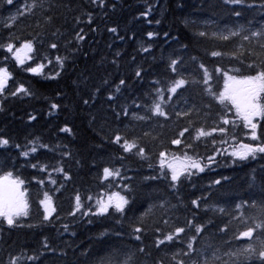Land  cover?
I'll list each match as a JSON object with an SVG mask.
<instances>
[{
    "label": "trees",
    "instance_id": "16d2710c",
    "mask_svg": "<svg viewBox=\"0 0 264 264\" xmlns=\"http://www.w3.org/2000/svg\"><path fill=\"white\" fill-rule=\"evenodd\" d=\"M32 2L14 0L8 5L6 0H0V44L14 42L19 47L22 41L33 40L36 51L32 55L37 57L22 67L10 53L0 49V66L7 67L12 74L4 95L0 96L3 108L0 110V138L9 140L8 146L0 147V177L11 172L12 178L24 180L23 188L27 190L30 204L29 217L21 221L24 226L10 228L0 223V264H9L17 256L24 257L20 264H124L129 252L135 253L134 264H157L161 259L165 264H176L170 257L181 249L187 251V240L195 233L186 229L177 241L160 248L155 247V241L163 233L184 226L186 220L206 226L205 231L197 235L198 253L194 255L202 252L204 259H212L215 253L231 264L226 252L256 240L255 236L253 240L234 239L236 231L243 230L245 225L233 217H238L241 211L246 216L258 215V209L264 206V154L238 160L230 155L229 145L219 141L235 136L237 139L232 143L257 142L249 139L248 130L235 117V109L228 111L207 94L208 86L203 84L189 85L178 91L177 96L184 92L187 104H177L176 97H172L173 102L165 105L172 113L170 119L153 116L147 122L138 121L132 119L131 113H148L147 107L136 108L133 102L145 106L152 103L154 88L163 87V82L174 75L167 70L172 58L181 57L185 61V68L189 70L184 75L190 80L201 78L198 63L210 70L217 66L241 67L227 57L211 56L212 51L233 53L240 50L242 43L241 59L245 63L257 59L252 53H261L264 49L256 38L249 42L241 37L228 41L217 37L239 30L241 26L246 32L264 28V0H247L246 5L227 4L225 0H35L36 8L19 16L18 10ZM149 9L147 17L142 15ZM237 11L240 16L235 15ZM10 18H16L15 22ZM4 22L12 26L5 27ZM112 28L117 31L111 32ZM81 29L84 39L79 41L76 34ZM150 32L157 35L149 38ZM200 32L206 35L202 37ZM164 33H168V37ZM52 43H56L57 48H51ZM145 47L149 48L148 52L143 51ZM56 56L66 61L55 79L26 71L29 66H35L38 59L47 64L44 59L47 58L53 63L45 67L44 73L54 75ZM190 57H196L197 61H191ZM138 69H143L142 78L135 76ZM247 71L242 69L245 74ZM121 79L126 86L116 93ZM155 80L162 83L154 85ZM20 84L32 95H11ZM211 86L214 91L222 92L223 80L215 77ZM109 96L115 98L109 100ZM84 100L89 103H83ZM54 103L59 108L52 109ZM193 104L195 109L189 116L177 117L172 112L173 107L186 110ZM122 109H127L130 115L124 116ZM222 116L236 120V126L222 125ZM259 124L264 140V120ZM201 126L206 130L226 127L228 132L223 135L217 132L194 142L195 153L200 157L215 155V163L189 180L182 179L180 186L174 189L170 179L160 175L167 170L160 169L158 153L180 154L194 135L193 129ZM64 127L70 128L71 133L60 131ZM185 127L189 132L185 133L181 145L171 144ZM115 134L138 139L149 159L124 152L120 145L112 142ZM33 140L37 145L50 147L40 148L26 158L21 153ZM212 140L218 143L213 145ZM214 149H228L229 154L216 155ZM65 152L71 155H63ZM32 163L48 164L49 171L62 166L71 179L65 180L62 173L51 171L57 185H64L54 191V186L48 182V173L30 167ZM105 167L120 169L122 177L127 179L103 180ZM39 179H45V185L37 183ZM217 180L219 184L215 183ZM124 185L129 187L125 189ZM43 191L53 195L57 208L51 223L41 222L43 209L39 200ZM112 191H121L129 198L122 217L118 214L69 215L74 210L77 193L86 207L94 209L95 198ZM87 196L94 199L87 201L84 199ZM193 200L200 202L199 209L192 204ZM238 205L243 207L238 208ZM209 207L223 208L225 213L206 211ZM142 217L143 224H140ZM230 220L229 230L220 232ZM254 222L257 221L248 220V224ZM65 224L67 230L63 227ZM137 226L145 228L141 240L135 239L133 229ZM156 228L162 231L156 232ZM141 247L144 252L137 251ZM29 256L38 258L29 260ZM181 258L189 259L178 257ZM215 264H221V260H216ZM245 264H264V261L253 256Z\"/></svg>",
    "mask_w": 264,
    "mask_h": 264
},
{
    "label": "snow or ice",
    "instance_id": "6c2138e0",
    "mask_svg": "<svg viewBox=\"0 0 264 264\" xmlns=\"http://www.w3.org/2000/svg\"><path fill=\"white\" fill-rule=\"evenodd\" d=\"M14 0H6L8 5H12ZM103 2V0H101ZM225 3L232 5H246L247 0H225ZM35 0L31 4L25 3L22 10H18V15L23 16L25 13H31L33 9L36 8ZM151 9L143 13L145 17L150 14ZM236 16H240L239 11L235 12ZM15 22L16 18H10ZM51 20V17L48 18ZM89 22H91V17H89ZM159 23V21H157ZM5 27H11L12 25L4 22ZM111 32L115 33L117 30L115 28L110 29ZM83 29L76 34V39L82 41L84 36L81 35ZM242 33H245L242 35ZM55 35V33H54ZM157 35L155 33H148L149 38ZM200 36H205V32H200ZM216 35V34H214ZM165 37H168V33H164ZM232 37H241L243 41L251 42L253 38H256L257 42L260 44V48L264 49V28L260 30H251L246 32L244 27L241 26L239 30L229 31L228 34H219L217 38L228 41ZM18 39V38H17ZM51 48H57L56 43L50 45ZM186 47V46H185ZM0 49L6 50V52L11 54L13 58L20 66H24L26 63L37 59L32 53L36 51L35 42L33 40L22 41L17 47L14 42H8L6 44H0ZM244 44H240V50L233 53H225L221 51H212L211 56L217 58L227 57L230 60L237 61L241 67H232V68H222L215 67L209 69L203 63H198V69L202 70V75L199 80L197 79H188L184 72L189 69L185 68V61L181 57L172 58L168 63V71L174 74L170 80L163 82V87H155L154 93L155 96L150 105H140L133 102L134 107L141 108L147 107L148 113L145 115H140L138 113L132 112L131 117L134 120L138 121H149L153 116L163 117L164 119H170L171 114L165 109V105L172 103V97H176L175 103H185L188 101L184 99V92H180L179 96L177 93L180 89H187L189 85L203 84L208 87L205 88V91L208 95L216 99L221 105H224L228 111H231L232 108L235 109V117L242 123L243 127L248 130L247 135L251 141L257 143H244L237 142L232 143L237 138L235 136L230 139H221L219 143L228 144L232 149L230 155L235 157L238 160H248L250 157L255 158L259 154H264V140H262V134L259 132L260 124L259 121L264 120V52L256 53L253 52L252 55H255L257 59L251 60L250 62L245 63L241 57L243 56ZM143 51L148 52L149 48L145 47ZM8 59V57H5ZM47 61L41 62L39 59L35 66H29L26 68V71L34 74L45 76V78L55 79L63 71L66 58L60 56L55 57V63L57 65V70L54 75L49 73L45 74L44 69L47 65L53 63V60L44 58ZM191 61L196 62V57H190ZM242 69H247V74L242 72ZM143 69H138L135 72L137 78H142ZM215 77H218L223 80V91H214L211 82ZM12 79V74L8 71L7 67L0 66V96L4 95L5 89L8 86V81ZM154 85H160L161 80L153 81ZM126 86L125 80L121 79L119 84L115 88V92L119 93L121 87ZM23 93L24 95H32L28 88L24 87L23 84H20L14 91L11 92V95H18ZM114 96H109V100L114 99ZM83 103L88 104L89 100H84ZM231 106L229 108L228 106ZM52 109L59 108L58 104H52ZM195 109V105H189V108L186 110H177L173 107L172 112L177 117L189 116L192 114V110ZM0 110H3L2 104H0ZM122 114L124 116H129L130 113L127 109H122ZM119 116L120 113H117ZM35 119V116L31 117ZM222 125H233L236 126V120H230L227 116L220 117ZM60 131L71 133V129L68 127L62 128ZM189 132V128L185 127L182 131L178 133L176 139L171 140L173 145H181L182 138L185 136V133ZM194 135L190 137V142H186L184 145V150L180 154L169 153L168 151H160L158 153V163L161 170L166 169L167 171H161L160 175L165 179H170L171 187L177 189L182 179L189 180L192 176L202 173L205 171L206 167H209L211 164L215 163V155L200 157L194 151V142L201 141L202 138H207L213 136L215 133L219 132L220 134H225L228 132L226 127H213L210 130H206L203 126L193 129ZM149 135V133H145ZM120 145L124 152L132 153L136 156H139L141 159H149V154L145 151V147L139 143L138 139H128L121 136L120 134H115L112 141ZM213 145L217 144L216 140H212ZM9 145V140L5 138H0V147H5ZM15 147L20 148V145H15ZM49 145L39 144L37 145L36 141H30L27 150L22 151L24 157H29L32 154L36 153L40 148H49ZM66 147V146H65ZM189 150H192L191 153ZM216 155L229 154L228 149L215 150ZM63 155L70 156L71 153L65 152ZM30 167L38 169L40 172L48 173V182L54 186V191H59L60 188L64 187L63 184L57 185V180L52 177L51 171H54L58 174H63L64 179H71V176L65 171V168L55 167L49 171L48 164L41 163H32ZM149 167H152L150 164ZM102 178L105 181L117 180V179H127V177H122L120 169H114L110 167H105L103 169ZM150 179H157V177H150ZM24 180L19 179L18 177L13 179L12 173L8 172L7 175L0 177V223H6L8 227H22L24 226L21 221L24 218L29 217L30 215V204L27 199V190L23 188ZM40 185H45V179H39L37 181ZM216 184H219L220 181H215ZM129 186L124 185V188L127 189ZM87 201H92L94 198L92 196H87L84 198ZM74 210L69 212L70 216L75 217L77 213L81 214V217L87 215L95 216H109L110 214H118V216H123L127 206L130 201L127 195L122 194L121 191H112L105 193L104 196L95 198L94 204L95 208L85 206L84 201L79 193L74 197ZM192 204L195 205L197 209L201 207V204L198 200H193ZM39 206L42 207L43 211L41 213L42 223H51L53 217L57 213V208L54 203L53 195L48 191H43L42 198L39 200ZM238 208H242V205H238ZM206 211H213L219 213H225L223 208H212L209 207ZM149 213H145V216ZM143 217L140 220V224H143ZM233 219L238 220L240 224L245 225L243 230H237L234 234V239H248L253 240L254 236L256 240L254 243L247 244L245 247L237 248L233 251L226 252L231 259V264H245L246 261L253 258L264 261V206L258 209V215L255 216H246L243 211H241L238 217H233ZM248 220L257 221L252 224H248ZM211 222V221H210ZM91 223V221H89ZM119 223V219L117 220ZM168 223V221H164ZM232 223L230 220L228 224H225L223 228H220V232H227L229 230V225ZM31 227L32 225H28ZM64 229H68V225L65 224ZM205 225L195 223L193 220H186L184 226H177L172 231L163 233L160 237H157L155 241V247L160 248L162 245L173 243L177 241L182 234L186 232V229H191L195 235H192L187 240V251L183 249L180 252H175L172 254L170 259L176 261V264H215L216 260H221V264H228V261H223L222 258L215 253H213L212 259H204L203 253L200 252L199 255H194L198 253V249L195 247V242L197 235L205 231ZM259 230V235H257ZM145 231V228L142 226L134 227L133 232L136 234L135 239L141 240L142 233ZM156 232H161L160 228L155 229ZM118 234V233H117ZM44 247L47 248V240L44 241ZM138 252H144V248H138ZM188 257V260L178 259L180 256ZM127 259L124 261V264H134L135 253L129 252L126 254ZM38 257L29 256L27 259L34 260ZM234 258V259H232ZM24 259L22 256H17L10 260L9 264H20V261ZM157 264H165L164 259L157 261Z\"/></svg>",
    "mask_w": 264,
    "mask_h": 264
},
{
    "label": "rangeland",
    "instance_id": "374dc122",
    "mask_svg": "<svg viewBox=\"0 0 264 264\" xmlns=\"http://www.w3.org/2000/svg\"><path fill=\"white\" fill-rule=\"evenodd\" d=\"M5 176V175H4ZM3 177V176H2ZM14 179V178H13Z\"/></svg>",
    "mask_w": 264,
    "mask_h": 264
}]
</instances>
